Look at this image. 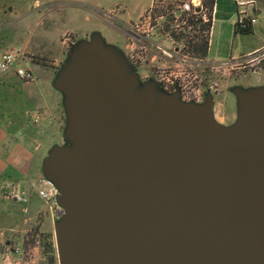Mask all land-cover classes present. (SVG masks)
<instances>
[{"label": "water", "instance_id": "obj_1", "mask_svg": "<svg viewBox=\"0 0 264 264\" xmlns=\"http://www.w3.org/2000/svg\"><path fill=\"white\" fill-rule=\"evenodd\" d=\"M65 143L43 161L58 264H264V86L185 102L95 32L53 80Z\"/></svg>", "mask_w": 264, "mask_h": 264}, {"label": "rangeland", "instance_id": "obj_2", "mask_svg": "<svg viewBox=\"0 0 264 264\" xmlns=\"http://www.w3.org/2000/svg\"><path fill=\"white\" fill-rule=\"evenodd\" d=\"M161 2L153 0L140 16H133V21L123 27L124 31L130 33L127 35L122 34L119 28L108 25L105 20L117 23L114 17L130 13L133 5H138V0H106L105 4L112 7V12L108 14L100 12L89 0H0V58L2 52L21 49L25 58L19 61L18 66L31 70L35 77L33 82H25L15 73V78L7 76L13 71L6 75L0 72V137L10 133L9 138L3 141L5 145L0 147V181L7 180L2 170L10 165L12 168L19 167L23 177L27 176V179L18 177L16 186H4V197L18 201L16 196L20 193H25L29 199L27 190H22L24 188H32L34 195H38L42 188L55 189L47 182L42 171L43 161L50 149L65 143L66 116L62 97L53 88V80L71 47L81 40H89L95 32L100 33L108 45L119 48L125 54L142 82L153 80L164 83L167 88L175 89H172L173 93L179 92L188 103H200L202 98L206 99V95L211 94L215 100L216 120L235 115L237 101L232 88L264 86V50L248 54L260 46L264 34L260 30L252 34H235L238 20L235 3L221 1L219 15L213 23L209 54L204 62L219 64L236 61L235 66L241 64V68L233 70V66L229 65L214 71L211 67L205 65L202 68L194 62V59H201L194 46L203 41L202 36L199 37L202 33L198 35L194 29H180V34L176 32V38L167 36L171 19L156 20L162 14V10L157 9ZM166 12L164 10L163 14ZM157 23L162 25L163 30L151 31ZM144 31L150 32L156 44L165 42L169 45L171 54L175 53V48L179 49V53L166 60L161 58L157 47L143 49L137 38L143 36ZM203 37H208V32H204ZM252 55L257 57V62L248 65L243 59ZM28 181L33 183L29 184ZM55 191V198L42 199L50 206L55 202L54 224L61 211L56 203L58 191ZM45 218L42 214L35 220L27 236H14L10 247L0 240L2 259H10L9 263L12 264L17 261L21 264H51L42 241L46 234L52 233L54 236V225L49 224L47 229L40 230ZM54 244L56 249L55 238Z\"/></svg>", "mask_w": 264, "mask_h": 264}, {"label": "crops", "instance_id": "obj_3", "mask_svg": "<svg viewBox=\"0 0 264 264\" xmlns=\"http://www.w3.org/2000/svg\"><path fill=\"white\" fill-rule=\"evenodd\" d=\"M61 1L64 2V0ZM89 1L92 6H95V8H97L98 10H100V12L104 14H108L112 12V7L110 5L105 4L106 0H95V1L89 0ZM176 1H181V0H176ZM221 1L222 0H216L215 10H214L215 11L214 20L215 17L219 15ZM228 1L235 3L237 16H238V11L240 9L242 8L248 9L250 15H253L258 19V23L253 27L252 32L255 33L256 31L260 30L264 34V0H228ZM138 2L139 3L137 6L133 5L134 7L130 9V13H126L125 15H118L117 17H114L115 19L114 18L113 19L114 21L117 20L116 21L117 23L112 24V21H107V20H105V22L110 26L119 28V31L122 34H126L127 32L124 31L123 27H125L127 23L129 24L133 21V16L135 17L137 16V14L140 16L145 8L151 6L153 0H138ZM262 50H264V38L261 41L260 46L254 48L248 54ZM13 74L14 71L12 74L9 73L7 76L10 77V75H12L15 78L14 76L15 74L14 75ZM7 136H10V133L9 134L4 133L2 137H0V147L5 145L3 141L9 138ZM13 147L17 148L16 146ZM5 148L8 149V147ZM2 172L3 174L6 173L7 180L0 181V192L3 190L2 188L4 186H7L9 184L16 186L18 177H21L22 179H27V176L23 177V174L21 173L22 171L17 166H14L13 168L11 167V165L7 166V168H4ZM28 183L32 184L33 181H28ZM31 189L32 188L22 189V190H27L26 192L29 193V201L27 203L10 200L4 197L3 193L5 192L2 191V193H0V232L2 236V238L0 237V240L6 242L5 245H7L8 247H10L11 245L10 241L14 236H21V235H24V237L27 236L28 233L31 231V229L34 227L33 222L35 220H38L42 214H44L46 218L40 230L47 229L49 227V224H51L52 226L54 225L55 216H56L54 210L55 202L53 201L51 206L48 204L46 205V203L38 195H34ZM2 258L3 256L2 254H0V264H12L11 262L9 263L10 259L4 261V259ZM16 264H21V262L17 261Z\"/></svg>", "mask_w": 264, "mask_h": 264}, {"label": "built area", "instance_id": "obj_4", "mask_svg": "<svg viewBox=\"0 0 264 264\" xmlns=\"http://www.w3.org/2000/svg\"><path fill=\"white\" fill-rule=\"evenodd\" d=\"M160 6H157V9L162 10V14L159 20H164L168 19L170 20L171 28H172V33L171 37L176 38V32L180 34V29H189L193 30L199 35V37L204 35V26L208 24L211 19L214 23V16H215V8L213 12L209 10V8L206 6L204 0H181V1H174V0H162V2L159 4ZM169 7V8H168ZM243 7V6H242ZM167 11V14H163V11ZM153 12V9L151 10ZM170 18V19H169ZM156 19V20H158ZM176 23V24H173ZM258 23V19L254 17L253 15H250L249 10L242 8L238 11V20L237 23L242 30H247V29H253V27ZM159 24V23H157ZM182 25V27L180 26ZM198 44V43H197ZM260 52V51H258ZM264 52V51H263ZM257 53V52H256ZM262 53V52H261ZM259 53L258 55H260ZM256 55V54H255ZM252 55L250 57L244 58L243 60L247 62L248 65L255 64L257 62L256 56L258 55ZM25 55L21 49H12V50H7L2 53L1 58H0V72L2 75H6L9 72L14 71L15 75L25 81V82H33L35 80L34 74L31 70H27L25 68L19 67L18 63L19 61L24 60ZM195 64L198 66L202 67L207 66L211 67L212 70L216 71L217 69H221L224 66H229L232 65V69L235 70L236 67L241 68V64L238 66H235L234 62L236 61H231L227 63H219V64H209L205 63L201 59H194ZM234 64V65H233ZM237 68V69H238ZM173 89L174 88H170ZM57 192L55 189H39L38 195L40 196L41 199L43 200H51L55 198ZM17 200L20 202L27 203L28 202V197L24 194H19L16 196Z\"/></svg>", "mask_w": 264, "mask_h": 264}, {"label": "flooded vegetation", "instance_id": "obj_5", "mask_svg": "<svg viewBox=\"0 0 264 264\" xmlns=\"http://www.w3.org/2000/svg\"><path fill=\"white\" fill-rule=\"evenodd\" d=\"M160 16L161 15H159L156 19L160 18ZM155 29L160 31V30H163V27L160 24L154 25V26H152L151 31L154 32ZM167 31H166L167 36L170 37V39H172L171 38V33H172L171 25L168 26ZM159 33L163 34L162 32H159ZM126 34L128 35L130 33L127 32ZM137 41H138V43H140L142 45V48L146 49V50L153 49L154 47L155 48L157 47L156 49L159 50L158 53L161 56V58L166 59V60L171 59V57L176 56L179 53V49L175 48L174 49L175 53L171 54V52L168 51L171 48H169L170 46L166 45L165 42L156 44L154 41H152V38L150 36V32L149 31H144V35L141 36V37H138ZM194 47L196 48V46H194ZM195 52L198 53L197 48H196ZM201 60L204 61V58L201 57ZM203 67L204 66L202 65V68ZM158 84H159L160 88L162 90H164L165 92L170 93V94L173 93V90L167 88L164 83L158 82ZM204 101H205V98H202V100H200V103H203ZM236 118H237V108H236V111H235V115L233 114L232 116H227V117H223V118H217V120L220 123H222L223 125H225V126H230L231 124H233L236 121Z\"/></svg>", "mask_w": 264, "mask_h": 264}, {"label": "trees", "instance_id": "obj_6", "mask_svg": "<svg viewBox=\"0 0 264 264\" xmlns=\"http://www.w3.org/2000/svg\"><path fill=\"white\" fill-rule=\"evenodd\" d=\"M204 1L206 6L209 8V10L213 12L216 5V0H204ZM212 28H213V21L211 19V21L208 24H206V26H204V31L208 32V37H203V41L201 42V44L196 46L198 53L204 59L207 58L209 54ZM240 33L252 34V29L242 30L240 29L239 25L236 24L235 34L238 35ZM42 242H43V250L46 256L50 258V263L57 264L56 249H55L53 234L52 233L46 234Z\"/></svg>", "mask_w": 264, "mask_h": 264}]
</instances>
